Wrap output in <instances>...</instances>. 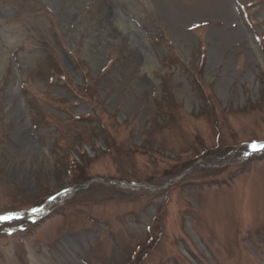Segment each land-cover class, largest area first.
<instances>
[{
  "label": "rangeland",
  "instance_id": "obj_1",
  "mask_svg": "<svg viewBox=\"0 0 264 264\" xmlns=\"http://www.w3.org/2000/svg\"><path fill=\"white\" fill-rule=\"evenodd\" d=\"M260 145L264 0H0V264H264Z\"/></svg>",
  "mask_w": 264,
  "mask_h": 264
},
{
  "label": "snow or ice",
  "instance_id": "obj_2",
  "mask_svg": "<svg viewBox=\"0 0 264 264\" xmlns=\"http://www.w3.org/2000/svg\"><path fill=\"white\" fill-rule=\"evenodd\" d=\"M254 147H256V146H254ZM262 150H264V145H260L259 146ZM7 219H9V217H0V220H7Z\"/></svg>",
  "mask_w": 264,
  "mask_h": 264
}]
</instances>
